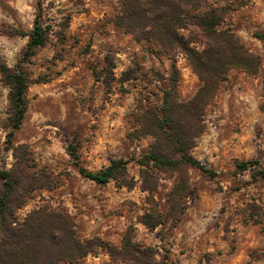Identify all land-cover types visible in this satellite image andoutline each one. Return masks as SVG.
Wrapping results in <instances>:
<instances>
[{
	"label": "rangeland",
	"instance_id": "374dc122",
	"mask_svg": "<svg viewBox=\"0 0 264 264\" xmlns=\"http://www.w3.org/2000/svg\"><path fill=\"white\" fill-rule=\"evenodd\" d=\"M42 1L47 41L24 60L29 36L23 33L34 28L39 0H0V65L21 63L28 77V108L13 146L26 155L29 172L51 181L27 197L18 219L42 206L62 210L72 216L81 240L99 237L121 248L129 232L133 242L153 247L155 260L164 264H264V40L257 36L264 34V0H202L195 9L185 6L199 14L225 8L219 28L234 31L260 56L261 65L255 75L238 67L228 72L191 149L208 171L186 166L192 192L181 202L180 218H168L154 229L141 219L153 208L170 211L169 194L179 173L152 166L151 175L141 176L139 160L155 140L143 133L141 118L161 109L173 63L180 101L190 100L202 81L181 49L169 54L148 38L145 0L136 7L141 22L123 17L121 0ZM178 30L192 47L209 46L194 20ZM125 72L132 78L124 79ZM9 107V86L0 73V169L17 164L7 143ZM71 145L79 164L90 170L127 160L131 186L84 177ZM242 161L258 163L240 170L236 164ZM130 263L101 247L76 263L60 264Z\"/></svg>",
	"mask_w": 264,
	"mask_h": 264
},
{
	"label": "trees",
	"instance_id": "16d2710c",
	"mask_svg": "<svg viewBox=\"0 0 264 264\" xmlns=\"http://www.w3.org/2000/svg\"><path fill=\"white\" fill-rule=\"evenodd\" d=\"M121 1L126 13L123 17L141 22V16L136 12L140 0ZM145 1L148 8L144 16L149 17L147 24L151 26L148 38L160 46L159 50L169 54L175 48L181 49L202 81L197 93L190 100L180 101L179 71L173 63L169 77L170 86L163 90L164 101L161 109H150L141 118L143 133L152 134L155 138L149 152L139 160L142 166L141 176L144 178L151 175L152 166L179 173L178 180L169 194L170 211L164 214L158 208H153L141 219L148 228L154 229L165 223L168 218H180L181 202L192 192L186 166H196L208 171L206 166L191 154V149L196 145L197 136L205 128V110L214 101L228 72L238 67L249 75H255L259 71L261 58L251 52L234 31L219 28L226 13L225 8H213L199 14L193 13L191 9L199 7L202 0ZM38 4L39 13L33 30L23 33L29 36L24 60L33 56L37 48L44 46L47 41L46 30L40 20L43 1L39 0ZM188 5L191 9L185 7ZM188 20H194L203 30L210 41L207 48L198 50L192 47L193 41L179 32L178 29L185 27ZM136 24L138 23L129 21L131 27ZM257 36L264 40L263 33H258ZM0 73L9 86L8 119L11 128L7 132V143L14 147V134L21 127L28 108V77L21 63L15 68L1 64ZM130 78L131 73L125 72L124 79ZM13 149L17 164L13 169H0V264L76 263L90 253H97L101 247L106 248L113 257L122 255L123 258H128L130 264H164L155 260L153 247H143L133 242L129 232L124 235L121 248L99 237L81 240L72 216L62 210L42 206L34 209L24 219H18L16 212L25 204L27 197L38 188L48 187L51 181L47 175L29 172L26 155L19 154L20 147ZM69 150L84 177L98 184L117 180L122 185L131 186L132 181L127 178L128 161L124 158L113 159L108 166L94 171L79 164L73 145ZM252 162L258 163L242 161L237 162L236 166L244 170L251 166ZM261 174L264 176V171H261ZM147 189L154 190L155 187Z\"/></svg>",
	"mask_w": 264,
	"mask_h": 264
}]
</instances>
